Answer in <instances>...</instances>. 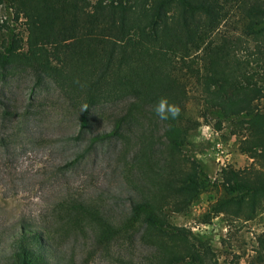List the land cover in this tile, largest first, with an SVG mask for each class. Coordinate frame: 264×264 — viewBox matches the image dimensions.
<instances>
[{
  "label": "trees",
  "instance_id": "obj_1",
  "mask_svg": "<svg viewBox=\"0 0 264 264\" xmlns=\"http://www.w3.org/2000/svg\"><path fill=\"white\" fill-rule=\"evenodd\" d=\"M1 5L21 19L24 36L11 34L1 42L0 81L18 70L49 79L77 117L79 132L90 133L91 144L111 137L120 143L116 162L124 180L139 190L130 201L133 216L122 224L73 197L63 201L62 224L88 228L94 243L108 250L119 240L131 241L136 227L146 251L128 264H239L237 254L219 259L205 239L170 215L186 212L207 185L222 194L208 205L203 221L220 214L229 227L239 226L264 209V0H0ZM160 97L179 107L175 119L154 113ZM118 101L124 105L112 127L91 133L92 110ZM200 123L215 130L229 124L250 162L226 164L212 180L203 176L198 159L184 149L189 131ZM18 227L0 264H73L60 258L44 230ZM255 242L264 264V229Z\"/></svg>",
  "mask_w": 264,
  "mask_h": 264
},
{
  "label": "rangeland",
  "instance_id": "obj_2",
  "mask_svg": "<svg viewBox=\"0 0 264 264\" xmlns=\"http://www.w3.org/2000/svg\"><path fill=\"white\" fill-rule=\"evenodd\" d=\"M11 34L24 36V25L1 5L0 44ZM123 105L118 101L94 108L88 130L108 131ZM3 108L8 109L5 116ZM87 132H79L77 117L49 79L18 70L0 81V253L8 249L9 237L20 223L44 230L64 262L128 264V258L137 261L145 253L136 227L131 228V241L119 240L108 250L94 243L88 228L81 232L62 224L67 198L86 202L122 224L133 216L130 201L139 196L116 162L120 143L111 137L91 144ZM238 139L229 124L215 130L200 123L189 131L184 149L198 159L202 175L212 180L226 164L242 167L250 162L238 150ZM221 194L220 187L207 185L186 212L172 213L171 220L205 239L219 259L237 254L239 264H263L256 256L255 236L264 229V209L239 226L229 227L220 214L203 221L208 205Z\"/></svg>",
  "mask_w": 264,
  "mask_h": 264
},
{
  "label": "clouds",
  "instance_id": "obj_3",
  "mask_svg": "<svg viewBox=\"0 0 264 264\" xmlns=\"http://www.w3.org/2000/svg\"><path fill=\"white\" fill-rule=\"evenodd\" d=\"M154 113L161 120L175 119L180 112L179 107L167 100L166 97H160L157 99L154 107Z\"/></svg>",
  "mask_w": 264,
  "mask_h": 264
}]
</instances>
